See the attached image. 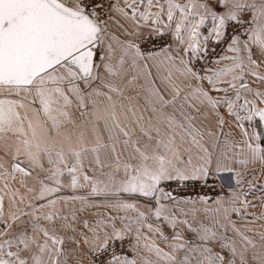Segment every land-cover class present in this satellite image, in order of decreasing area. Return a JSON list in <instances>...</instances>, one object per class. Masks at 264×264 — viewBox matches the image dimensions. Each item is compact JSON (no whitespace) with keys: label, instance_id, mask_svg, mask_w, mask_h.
<instances>
[{"label":"snow or ice","instance_id":"obj_1","mask_svg":"<svg viewBox=\"0 0 264 264\" xmlns=\"http://www.w3.org/2000/svg\"><path fill=\"white\" fill-rule=\"evenodd\" d=\"M264 0H0V264H264Z\"/></svg>","mask_w":264,"mask_h":264},{"label":"crops","instance_id":"obj_2","mask_svg":"<svg viewBox=\"0 0 264 264\" xmlns=\"http://www.w3.org/2000/svg\"><path fill=\"white\" fill-rule=\"evenodd\" d=\"M261 182H264V181H261Z\"/></svg>","mask_w":264,"mask_h":264}]
</instances>
